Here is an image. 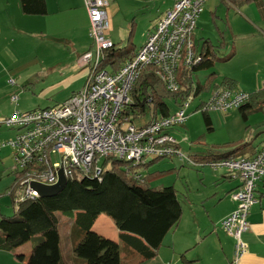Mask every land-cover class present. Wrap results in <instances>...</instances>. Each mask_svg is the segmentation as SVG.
Wrapping results in <instances>:
<instances>
[{"label": "built area", "instance_id": "built-area-1", "mask_svg": "<svg viewBox=\"0 0 264 264\" xmlns=\"http://www.w3.org/2000/svg\"><path fill=\"white\" fill-rule=\"evenodd\" d=\"M110 1L84 0L93 44L79 59L87 70L82 90L63 104L15 110L11 116L0 119V126L15 131V136L0 144V149L9 146L13 150L15 170L22 174L15 190L16 203L40 197L33 183L56 185L61 173L67 180L100 179L109 157L129 162L126 170L134 181L143 180L141 167L149 161L147 157L180 156L192 165H203L184 155L171 132L173 127L187 122L192 97L170 115L149 121L141 119L142 124L124 111L134 102L131 91L145 67H156L168 91L179 90L177 73L181 62L191 65L199 60L193 36L198 18L210 0H174L148 33L145 44L117 70L101 67L105 51L115 45L107 36L111 28ZM249 98V92L221 88L211 93L204 108L227 113L240 108ZM11 99L16 101L18 97ZM208 165L242 181L240 188L230 194L238 203L237 209L222 221L223 229L236 240L238 258L247 250L244 234L250 227L248 216L257 202V183L264 179V145L253 156Z\"/></svg>", "mask_w": 264, "mask_h": 264}, {"label": "crops", "instance_id": "crops-1", "mask_svg": "<svg viewBox=\"0 0 264 264\" xmlns=\"http://www.w3.org/2000/svg\"><path fill=\"white\" fill-rule=\"evenodd\" d=\"M233 1L224 0L229 17L228 30L231 31V39H235L230 52L235 50V56L225 62V69L216 72V81L227 76L236 80L238 91L260 92L255 98L260 104L256 113L253 112L258 115V135L254 144L260 149L264 145V0L239 4ZM173 4L174 0H111V28L107 36L118 45L114 39L121 22L115 20L116 17L125 14L131 17L133 12L152 8L160 11L158 18H154L157 24ZM46 6V14L27 15L22 11L20 0H0V119L19 110L16 105L27 91L31 90L40 101L33 109L47 108L65 103L73 94L82 90L86 83L87 70L81 66L79 59L84 52L92 49L93 42L89 35V15L84 0H46ZM131 31L134 43L135 17L130 22L129 35ZM224 41L223 45L226 46L228 42ZM143 45L137 47L134 44L136 53ZM14 95L18 97L16 101L11 99ZM6 128L0 126V141L5 140L8 134ZM14 169L13 150L3 146L0 149V189L2 184L9 183L7 194L14 182ZM222 173L223 180L230 183L224 184L221 193H215L219 195L221 211L215 215L208 214L204 225L200 224L194 211L195 230L185 229L184 214L178 229L166 236L168 243H171L176 264H179L177 257L180 254L194 260V264H264V179L257 183V202L248 216L250 227L244 234L247 250L237 258L236 240L221 228L220 222L237 209L238 203L232 200L230 194L242 181L231 177L224 170ZM102 216H99L94 227L98 226ZM104 225L107 227L105 231L115 226L112 230L115 239H119L120 233L115 222L104 221ZM31 249V242L15 251L0 249V264H26ZM71 250L72 254H67L61 246L62 255L69 263L85 264L83 259L74 255L73 244ZM162 250L159 257L166 261L167 258L162 254L166 255L167 251ZM121 253L127 264H141L138 254L124 245ZM16 254H23L25 260H19Z\"/></svg>", "mask_w": 264, "mask_h": 264}, {"label": "trees", "instance_id": "trees-1", "mask_svg": "<svg viewBox=\"0 0 264 264\" xmlns=\"http://www.w3.org/2000/svg\"><path fill=\"white\" fill-rule=\"evenodd\" d=\"M250 1L255 0L233 2L239 4ZM20 3L22 11L27 15L47 13L46 0H20ZM132 36L133 31L126 45L115 44L105 51L102 68L111 67L117 70L135 56ZM194 51L199 60L191 65L181 62L177 73L180 87L176 92L165 88L155 66L145 67L131 91L134 102L124 114L132 116L133 121L142 124L141 119L149 121L174 112L168 99L176 107H181L190 97L194 99L206 89L210 93L221 88L237 90L235 79L222 76L216 81V72L208 77L207 84L211 85L210 88H207V84L194 81L195 72L213 68L218 60L229 62L235 56V50H231L224 58H219L216 46L210 39H204L195 43ZM249 94L247 103L238 108L244 120H248L249 115L260 104L255 99L260 92ZM206 102L198 110L204 111L205 122L212 129L211 117L204 108ZM254 140L236 143L223 151L189 157L205 165L224 159L253 156L259 150ZM159 159L161 158L149 160L144 167L148 168ZM129 164L126 160L109 157L104 162L106 168L100 179H68L64 189L56 195L40 196L19 203L15 202L14 196L22 174L14 169V182L10 188L11 193H8L12 199L14 214L5 215L0 207V249L15 251L31 242V255L26 264H71L61 251L60 216L63 214L72 222L73 253L77 258L83 259L85 264H127L122 258V245L138 254L139 263L156 258L165 236L180 224L183 207L173 185L160 188L151 185L154 174H146L141 181L130 179L126 170ZM102 214L115 222L120 233L119 241L93 230ZM16 256L21 261L25 260L23 254ZM182 258L184 264H194V260L186 258L185 255Z\"/></svg>", "mask_w": 264, "mask_h": 264}, {"label": "rangeland", "instance_id": "rangeland-1", "mask_svg": "<svg viewBox=\"0 0 264 264\" xmlns=\"http://www.w3.org/2000/svg\"><path fill=\"white\" fill-rule=\"evenodd\" d=\"M227 14V4L224 0H210L205 6V11L198 18L194 33V41L196 43L198 41L202 42L204 39H210L214 46H216L219 58H224L230 52L233 40L235 41V39H231V31L228 30L227 23L229 17H227ZM159 15L160 11H154L151 8L146 11L133 12L131 17H128L126 14L116 17L115 20L121 22V27L117 26V37L114 39L115 42L118 45H126L130 32V22L135 17L136 35L133 37V45L135 44L137 47H140L145 44L148 33L153 31L154 25L156 24L154 18L156 17L157 19ZM150 20H152V22ZM109 33L110 30L107 32V35ZM224 40L228 42L226 46L223 45ZM224 65L225 62L218 60L213 68L202 69L195 72L194 81L207 84L209 75L213 72L218 73L225 69ZM210 86L211 85L207 84V88H210ZM30 91H27L29 93L26 92L22 94V99L16 105V109L26 111L38 106L40 101L37 95H34ZM61 94H63V92ZM210 94L209 90L206 89L199 96L195 97L187 109L189 115L187 122L184 125H177L171 129L172 134L175 135L180 143L181 151L186 157L189 155H206L214 151H223L236 143L257 138L256 120H258V115L252 112L248 120H244L239 109H233L227 113L209 110L208 114L212 120V129L209 128L205 122L204 111L202 109L198 110V107H200L203 102L209 100ZM168 103L172 111H176L180 108L176 107V104L170 99H168ZM41 106H44V103H41ZM136 123L138 124V121ZM7 130L8 134L5 140L0 141V144L7 142L8 139L15 136L14 130ZM147 158L148 160L154 159L153 157ZM141 169L144 176L149 173L154 174L152 177L154 179L151 181L153 187L160 188L173 185L176 188L178 198L183 207V215L185 214V229L195 230L194 211L200 219L201 225L207 223L208 214L215 215V213L218 214L221 211L219 195H215V193L217 191L221 193L222 189L225 187L224 184L230 183L223 180L222 170L217 171L208 164L192 165L186 158L180 156L164 157L154 161L148 168L143 166ZM8 184L9 183H6V185L2 184L3 186L0 189V207L3 214L11 216L14 214V209L12 199L7 194ZM60 219L62 249L65 253L72 254L71 249L72 244H74V236L71 234L72 222L63 214H61ZM104 221H107V223L112 221V223H114L109 216L103 214L102 218L99 220L98 226H93V230L108 238L119 241V239H115V232L112 230L115 226L112 228L109 227V231H105L107 227L104 225ZM179 225L169 233H174ZM220 226L222 228L221 224ZM166 236L160 247V251L161 249H163L162 251H167L166 255L162 254L167 258L166 261L161 260L159 251L156 258L141 262V264H176L174 261L175 257L173 259L171 243H168V237ZM177 258L179 264H184L182 254Z\"/></svg>", "mask_w": 264, "mask_h": 264}, {"label": "water", "instance_id": "water-1", "mask_svg": "<svg viewBox=\"0 0 264 264\" xmlns=\"http://www.w3.org/2000/svg\"><path fill=\"white\" fill-rule=\"evenodd\" d=\"M67 183L66 177L61 173L60 181L56 185L48 186L39 183H33V187L36 188L40 196H53L61 192Z\"/></svg>", "mask_w": 264, "mask_h": 264}]
</instances>
